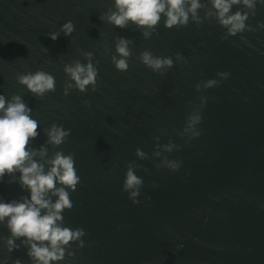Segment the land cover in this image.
<instances>
[{
    "label": "water",
    "instance_id": "95a60500",
    "mask_svg": "<svg viewBox=\"0 0 264 264\" xmlns=\"http://www.w3.org/2000/svg\"><path fill=\"white\" fill-rule=\"evenodd\" d=\"M201 3L199 24L165 28L161 16L145 38L131 22L99 19L114 11L112 0H0V93L32 109L40 134L26 148L47 152L35 158L72 154L80 177L62 223L84 230V246L70 242L56 264H264V4L254 14L234 5L249 12V28L226 36L209 0ZM66 20L73 33L51 40ZM119 37L130 41L123 72L110 59ZM144 50L172 57V67L153 72L138 59ZM86 52L98 70L95 91L64 95V65L84 63ZM36 70L55 77L54 91L38 97L17 82ZM209 79L216 83L205 87ZM52 123L69 129L57 146L43 131ZM129 167L143 181L136 204L122 190ZM18 175H5L0 198L27 195ZM8 234L0 224V237ZM16 243L9 253L0 240V262L32 264Z\"/></svg>",
    "mask_w": 264,
    "mask_h": 264
},
{
    "label": "clouds",
    "instance_id": "9594fccd",
    "mask_svg": "<svg viewBox=\"0 0 264 264\" xmlns=\"http://www.w3.org/2000/svg\"><path fill=\"white\" fill-rule=\"evenodd\" d=\"M209 3L217 23L226 30V36H234L249 28L245 23L249 12L239 9L232 11L233 6L241 5L254 14L256 5L264 4V0H209ZM112 4L114 11L101 14L99 19L119 28L131 22L143 30L141 35L145 38L150 36L149 30L155 28L161 16L164 17L165 28L185 26L190 19L199 24L198 10L204 6L201 0H112ZM257 27L264 28V24L258 23ZM74 30L72 21L66 20L60 25L59 31H50L47 36L55 41L60 33L69 36ZM129 43L125 37H119L114 45L115 55L110 59L118 71H127L129 67ZM92 55V52H86L84 63L77 60L64 65L63 71L67 77L63 86L64 95H68L73 88L85 92L88 90L87 86L95 91L98 70L92 62ZM175 56L177 59L182 58L179 52ZM138 59L153 72L160 74L161 69H168L173 65L172 57L154 56L147 50L141 51ZM217 75L225 79L229 73L218 72ZM16 80L38 97L55 90V77L43 70L17 74ZM215 83V80L209 79L204 86L210 87ZM31 112L32 109L20 95L13 94L6 98L0 93V182H3L6 174L19 173L18 183L22 190L27 191V195L19 199L0 198V224L9 233L6 237H0V240L3 241L5 250L11 253L19 248L20 245L16 243L19 239L20 244L26 245L25 254L32 264H56L64 261L70 242H76L78 247L84 246L81 239L85 235L84 230L69 228L62 223L63 211L72 207L69 192L76 189L80 177L76 173L72 154H64L58 150L41 163L35 157L37 153L46 157L44 146L26 148L29 140H34L40 134V130L37 131L38 121L32 118ZM199 120V116L191 118L189 127ZM43 131L47 137L46 142L53 146L63 143L69 135V129L56 123ZM199 134L193 129V137ZM136 155L143 157L145 153L138 148ZM169 167L175 171L179 165L170 162ZM142 183V179L134 174L131 167L126 169L122 190L128 192L133 204L139 202L136 197ZM68 255L72 256L73 253L68 252ZM11 264H21V261L18 258L12 259Z\"/></svg>",
    "mask_w": 264,
    "mask_h": 264
}]
</instances>
